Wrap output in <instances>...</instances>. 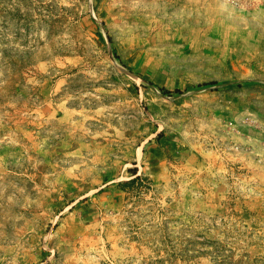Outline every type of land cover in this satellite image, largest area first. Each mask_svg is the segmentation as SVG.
Returning <instances> with one entry per match:
<instances>
[{
  "label": "rangeland",
  "instance_id": "obj_1",
  "mask_svg": "<svg viewBox=\"0 0 264 264\" xmlns=\"http://www.w3.org/2000/svg\"><path fill=\"white\" fill-rule=\"evenodd\" d=\"M0 264H264V0H0Z\"/></svg>",
  "mask_w": 264,
  "mask_h": 264
},
{
  "label": "trees",
  "instance_id": "obj_2",
  "mask_svg": "<svg viewBox=\"0 0 264 264\" xmlns=\"http://www.w3.org/2000/svg\"><path fill=\"white\" fill-rule=\"evenodd\" d=\"M163 92L165 93H172V90H169L167 88H162ZM175 92H180L179 89L175 90ZM162 132H158L157 138L161 136ZM127 172L129 174V177L121 182H119V186L124 189H135L136 187L142 185L141 182L143 180L148 179L147 177H144L140 171L139 167L137 166V163L135 162L133 167H128ZM151 183V180H149Z\"/></svg>",
  "mask_w": 264,
  "mask_h": 264
},
{
  "label": "crops",
  "instance_id": "obj_3",
  "mask_svg": "<svg viewBox=\"0 0 264 264\" xmlns=\"http://www.w3.org/2000/svg\"><path fill=\"white\" fill-rule=\"evenodd\" d=\"M139 171H140V170H139ZM122 174H123V172L118 173V174H117V177H116V178H113V179H110V178H106V177H105L103 187H104V186H107V185H110L112 182H114V181H116V180L118 181V184H119V182L123 181V180H122V177H121ZM123 178H124V177H123ZM126 179H127V178H126ZM118 186H119V185H118ZM103 187H101V188H103ZM119 187H120V186H119ZM101 188H100V189H101Z\"/></svg>",
  "mask_w": 264,
  "mask_h": 264
}]
</instances>
